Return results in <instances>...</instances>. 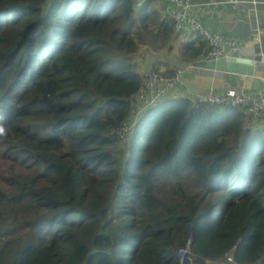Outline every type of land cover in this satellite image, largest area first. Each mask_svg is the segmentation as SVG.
Segmentation results:
<instances>
[{"label":"trees","instance_id":"16d2710c","mask_svg":"<svg viewBox=\"0 0 264 264\" xmlns=\"http://www.w3.org/2000/svg\"><path fill=\"white\" fill-rule=\"evenodd\" d=\"M137 1L0 0V159L19 169L0 174V264H179L188 243L201 262L236 245L237 263L264 264L262 117L166 99L114 154L138 46L176 43Z\"/></svg>","mask_w":264,"mask_h":264},{"label":"built area","instance_id":"2783aa9c","mask_svg":"<svg viewBox=\"0 0 264 264\" xmlns=\"http://www.w3.org/2000/svg\"><path fill=\"white\" fill-rule=\"evenodd\" d=\"M142 1V0H141ZM137 1L136 6H140ZM161 4L162 12L168 18L173 26L175 34H197L200 36L206 46L202 60L206 62L226 60L229 57H235L240 54V44L238 39L226 38L219 33H213L205 30L200 23L191 14L194 8V0H155ZM250 3L257 6L258 0H224L222 4L236 9L240 4ZM259 38L253 34L248 35L249 41H258ZM259 43V41H258ZM264 53L262 46L257 48L256 55L261 56V64L264 66ZM240 56V55H239ZM200 69L193 63L179 66L171 75H161L156 72L148 73L143 79V83L138 92L132 99V119L123 121L115 133L121 129V139L127 140L136 117L141 115L145 110L154 107L158 102L168 97L175 88L182 84L181 79L186 72ZM264 81V78L262 79ZM192 105L197 108L200 105L210 106H232L243 110L250 118L257 120L264 116V93L262 92H245L240 89H228L223 93H216L212 90L189 98ZM179 264H206L198 261L190 251L189 243L178 252ZM217 264H239L233 256L228 253L223 259L216 262Z\"/></svg>","mask_w":264,"mask_h":264},{"label":"crops","instance_id":"0c3cea01","mask_svg":"<svg viewBox=\"0 0 264 264\" xmlns=\"http://www.w3.org/2000/svg\"><path fill=\"white\" fill-rule=\"evenodd\" d=\"M224 0H194L191 14L207 31L219 33L226 38L238 39L240 56L255 59L257 48L262 46L264 53V3L253 6L250 3L240 4L236 9L222 4ZM264 2V0H258ZM160 7L161 4L157 2ZM253 34L259 41H249L248 35ZM204 41L195 34H176V43L183 53L190 54L199 51L194 61H185L183 65L201 61L205 50ZM202 44V48L201 45ZM264 55V54H263ZM181 66V64L179 65ZM168 72V71H167ZM264 78V71L256 74ZM182 84L175 88L166 99L193 98L212 90L223 93L228 89L242 88V77L239 75L213 72L205 69H195L183 74ZM259 128H264V116L257 122ZM206 264H217L206 262Z\"/></svg>","mask_w":264,"mask_h":264},{"label":"rangeland","instance_id":"374dc122","mask_svg":"<svg viewBox=\"0 0 264 264\" xmlns=\"http://www.w3.org/2000/svg\"><path fill=\"white\" fill-rule=\"evenodd\" d=\"M166 17V16H165ZM133 59L137 62V69L138 72L142 73L143 79L147 76L148 73L156 72L153 69V66H158L160 68L159 73L161 75H164L167 73L168 70L173 72L179 68V65H183L184 61L181 59V49L177 45V43L174 44L171 50H164V49H158L156 45L152 43L151 38L149 37V42L140 44L138 46L137 53L133 55ZM164 61L166 62V66H160L159 62ZM168 69V70H167ZM151 70V71H150ZM171 75V74H170ZM128 119V118H127ZM130 119V117H129ZM128 119V120H129ZM121 129L115 133V135L120 136ZM128 140L119 139L115 143L114 147L116 148L114 151L115 155L120 154L123 149L126 147ZM0 151L4 152V147L0 146ZM12 171H19L17 167L12 166L10 163L4 162L0 159V174H6L8 172ZM23 173L20 175L23 178L26 177L27 174H29V171H22ZM40 186H43L42 182L39 183Z\"/></svg>","mask_w":264,"mask_h":264},{"label":"water","instance_id":"95a60500","mask_svg":"<svg viewBox=\"0 0 264 264\" xmlns=\"http://www.w3.org/2000/svg\"><path fill=\"white\" fill-rule=\"evenodd\" d=\"M193 64L200 69L241 76L242 88L245 91H260L262 93L264 91L262 78L256 76V74L264 71V67L261 65L260 55H256L254 60L235 55V57H229L226 60L210 62L201 60Z\"/></svg>","mask_w":264,"mask_h":264},{"label":"clouds","instance_id":"9594fccd","mask_svg":"<svg viewBox=\"0 0 264 264\" xmlns=\"http://www.w3.org/2000/svg\"><path fill=\"white\" fill-rule=\"evenodd\" d=\"M139 1H141V0H138V2H139ZM143 1H144V0H142L140 3L142 4ZM136 3H137V2H136ZM136 3H135V6H136ZM141 4H140V6H141ZM140 6H138V7H140ZM136 7H137V6H136ZM189 35H190V34H189ZM195 35L198 36L197 34H195ZM198 37L201 38L200 36H198ZM201 39H202V38H201ZM202 40H203V39H202ZM204 51H205V50H204ZM256 53H257V52H256ZM255 55H256V54H255ZM261 63H262V62H261ZM261 65H262V64H261ZM263 67H264V66H263ZM262 79H263V78H262ZM262 81H263V80H262ZM263 82H264V81H263ZM243 90H244V89H243ZM244 91H245V90H244ZM245 92H251V93H252V92H254V91H245ZM259 92H260V91H259ZM263 93H264V91H263ZM163 100H166V98L163 99ZM158 103H159V102H158ZM158 103H157V104H158ZM157 104H156V105H157ZM231 107H232V106H231ZM151 108H152V107H151ZM145 111H146V110H145ZM145 111H144V112H145ZM144 112H143V113H144ZM143 113H142V114H143ZM132 114H133V110H132V112H131V114H130V115H131V116H130V119H132ZM142 114L136 117V120H135V122H134V125H135V123L137 122V120L142 116ZM124 121H125V120H124ZM134 125H133V127H134ZM132 130H133V128H132ZM132 130H131V132H132ZM131 132H130V133H131ZM129 135H130V134H129ZM128 139H129V136H128L127 140H128ZM235 248H236V245L233 247V250H234ZM233 250H232V252H233ZM232 252H230L231 255H232ZM232 256H233V255H232ZM218 261H219V260H218ZM207 262H210V261H207ZM216 262H217V261H216Z\"/></svg>","mask_w":264,"mask_h":264},{"label":"bare ground","instance_id":"6f19581e","mask_svg":"<svg viewBox=\"0 0 264 264\" xmlns=\"http://www.w3.org/2000/svg\"><path fill=\"white\" fill-rule=\"evenodd\" d=\"M169 20V19H168ZM151 71V70H150Z\"/></svg>","mask_w":264,"mask_h":264}]
</instances>
